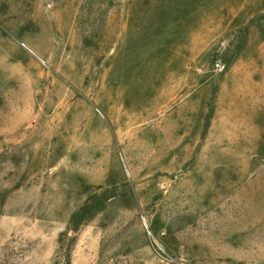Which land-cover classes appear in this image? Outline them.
I'll return each instance as SVG.
<instances>
[{
  "label": "rangeland",
  "instance_id": "1",
  "mask_svg": "<svg viewBox=\"0 0 264 264\" xmlns=\"http://www.w3.org/2000/svg\"><path fill=\"white\" fill-rule=\"evenodd\" d=\"M0 264H264V0H0Z\"/></svg>",
  "mask_w": 264,
  "mask_h": 264
},
{
  "label": "built area",
  "instance_id": "2",
  "mask_svg": "<svg viewBox=\"0 0 264 264\" xmlns=\"http://www.w3.org/2000/svg\"><path fill=\"white\" fill-rule=\"evenodd\" d=\"M226 66L222 64H217V71L218 72H225Z\"/></svg>",
  "mask_w": 264,
  "mask_h": 264
}]
</instances>
